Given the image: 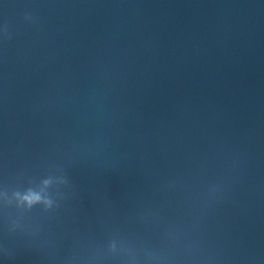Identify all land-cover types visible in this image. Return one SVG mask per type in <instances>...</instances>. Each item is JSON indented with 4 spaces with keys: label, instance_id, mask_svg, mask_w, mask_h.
<instances>
[{
    "label": "water",
    "instance_id": "obj_1",
    "mask_svg": "<svg viewBox=\"0 0 264 264\" xmlns=\"http://www.w3.org/2000/svg\"><path fill=\"white\" fill-rule=\"evenodd\" d=\"M0 264H159L1 94Z\"/></svg>",
    "mask_w": 264,
    "mask_h": 264
}]
</instances>
